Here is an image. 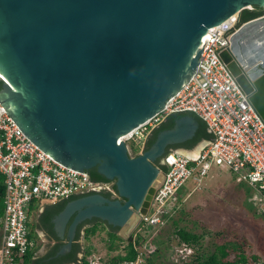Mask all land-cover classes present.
I'll return each mask as SVG.
<instances>
[{"label":"water","instance_id":"95a60500","mask_svg":"<svg viewBox=\"0 0 264 264\" xmlns=\"http://www.w3.org/2000/svg\"><path fill=\"white\" fill-rule=\"evenodd\" d=\"M264 0H0V105L54 161L79 173L99 165L115 180L121 204L93 194L72 200L52 220L62 239L74 215L133 232L164 180L154 161L190 139L193 115L177 118L144 153L130 157L117 140L164 108L191 78L201 38ZM264 121V15L244 22L221 55ZM197 148H202L200 143Z\"/></svg>","mask_w":264,"mask_h":264},{"label":"built area","instance_id":"2783aa9c","mask_svg":"<svg viewBox=\"0 0 264 264\" xmlns=\"http://www.w3.org/2000/svg\"><path fill=\"white\" fill-rule=\"evenodd\" d=\"M239 15L240 12L208 29L200 42L203 44L207 39V43L189 81L165 102L163 109L117 140V144L126 145L129 156L133 157L143 152L148 135L166 118L182 113L201 120L211 137L194 157L176 152L165 154L164 180L147 213L141 216L140 224L164 223L180 209L181 197L189 185L198 188L223 170L231 173L237 185L250 188L253 208L264 218V121L221 57L229 49L231 35L243 24ZM129 142L132 147L127 145ZM0 174L5 187L0 219V264H15L16 258L23 257L33 245L28 238L27 210L31 202L56 203L102 189L110 191L111 187L91 180L87 172L79 173L51 159L19 130L1 105ZM100 233L103 234L102 230L85 238L88 242L85 247L90 248L85 258L88 264H145L140 248L134 243L136 234L132 241L134 260L115 262V256L104 260L93 241ZM148 248L145 250L150 253L151 247Z\"/></svg>","mask_w":264,"mask_h":264},{"label":"rangeland","instance_id":"374dc122","mask_svg":"<svg viewBox=\"0 0 264 264\" xmlns=\"http://www.w3.org/2000/svg\"><path fill=\"white\" fill-rule=\"evenodd\" d=\"M127 145L132 147L133 144ZM246 190L244 185L234 182L227 170L218 171L198 188L189 185L181 197L180 209L164 223L140 224L134 230L136 235L145 233L139 246L145 264H196V258L216 252L222 244L229 248V256L224 262L233 263L237 254L235 247L240 242H243L248 264H264V218L254 210ZM181 229L199 235V243L189 245L180 241L177 231ZM98 237L93 241L98 244L97 252L104 260L124 253L121 246L125 243L115 242V249L109 250L105 233ZM86 242L82 239L84 246H87ZM148 247H151L150 253L146 251ZM252 256L257 257L256 262Z\"/></svg>","mask_w":264,"mask_h":264},{"label":"trees","instance_id":"16d2710c","mask_svg":"<svg viewBox=\"0 0 264 264\" xmlns=\"http://www.w3.org/2000/svg\"><path fill=\"white\" fill-rule=\"evenodd\" d=\"M262 12H264V8L261 9ZM260 12L258 14L255 13V7H252L251 10H243L240 12L239 15V20L240 22H246L248 21L250 18L255 17V16H259L262 15L263 13ZM2 86V82L0 81V91H1V87ZM187 113H182V114H173L171 116H169L168 118V123L167 124H163L162 126H160L159 130H163V129H171L174 121L177 118L182 117L183 115H186ZM200 122V126L198 131L196 132L195 136L193 137L192 140H190L185 146L187 148H192L194 147L197 143H199L202 140H210V134L207 132L206 126L205 124L199 120ZM158 131V130H157ZM156 131V132H157ZM154 142V139L151 140L146 148L151 147V144ZM90 176L91 180L94 181H106V179L102 176H100L97 173H92V172H87ZM239 185H244V184H239ZM246 187V193L251 195V190L248 186L244 185ZM4 194H5V187H4V177L0 174V219L3 215V211H4ZM72 198V197H70ZM34 203L31 202L28 205V216H29V206ZM254 210H256L254 208ZM257 211V210H256ZM29 226V225H28ZM99 230V228L97 226H94L92 228H89L88 230H86L85 232V238H88L89 236L95 235L96 232ZM177 236L179 237L180 241L184 242L185 244H198L199 240H200V236L196 235L194 233L191 232H187L183 229L178 230L177 231ZM28 238L30 240H32L33 245L28 249V251L26 252V254L23 257H17L15 260V264H31L32 263V258L34 256V254L38 251L39 247V242H37L36 240L33 239L32 235H31V231H29L28 234ZM109 246L108 249L109 250H114L115 249V242H120V243H124V240H122L120 237H118L115 233H111L109 234ZM145 239V233L144 234H140L137 235L135 237L134 243L139 247L141 245V242H143V240ZM234 246V245H233ZM124 247V254H118L114 257V261L115 262H123V261H131L135 259V251L133 249V244L131 243H127V245H123ZM237 249V254H236V260L233 263H228V262H224L225 260H227L228 256H229V248L227 245H220L218 246V248L216 249V252H212L209 255L205 256V257H198L196 258V264H248V258L246 257L244 251H243V242H240L236 245L235 247ZM80 249V248H79ZM90 253V248L89 247H85L83 246V257L81 259V263L80 264H88L86 261V256ZM252 259L254 262H256L257 257L256 256H252ZM37 264H65V263H76V257H75V253L71 252L69 255L62 257V258H58L57 260L52 261L51 263H45L42 261H37ZM40 262V263H39Z\"/></svg>","mask_w":264,"mask_h":264},{"label":"crops","instance_id":"0c3cea01","mask_svg":"<svg viewBox=\"0 0 264 264\" xmlns=\"http://www.w3.org/2000/svg\"><path fill=\"white\" fill-rule=\"evenodd\" d=\"M186 115H193V114H186ZM186 115H183V116H186ZM168 118H166L157 128H159L163 124H166V122L168 121ZM195 118L199 122V119L197 117ZM199 126H200V122L198 123L197 129L195 130L193 136L190 139H186L170 147H172V149L176 151L189 150L188 152H186V156L188 157H194L197 154H199L202 148L208 143V140H202L192 148H187L185 146L195 136L196 132L199 129ZM200 143H202V148L198 149L197 146ZM78 196L79 195L73 196L72 198H69V199L59 200L56 203H50L47 201L34 202L29 206V212H30L29 213V231H31V233L35 236V240L42 245L40 249L34 254L32 258L33 261L31 264H37L38 263L37 261L45 262L48 256V254L44 253L46 246H50L53 244H56V246H59V245L61 246L69 242V236H67V234H68L69 227L72 224L74 215L70 216L65 222L63 230H62V239L60 238V236L56 235L55 229H54L55 222H52V220H55V218L63 211L66 204H68L72 200H76L77 198L80 199ZM78 225L79 224H77L76 228H74L73 230V236H72V239L70 240L71 244L76 239Z\"/></svg>","mask_w":264,"mask_h":264},{"label":"flooded vegetation","instance_id":"af4514ba","mask_svg":"<svg viewBox=\"0 0 264 264\" xmlns=\"http://www.w3.org/2000/svg\"><path fill=\"white\" fill-rule=\"evenodd\" d=\"M262 8H256L255 7V13L258 14L261 11ZM263 14L262 15H259V16H255V17H252L250 18L249 20H252V19H255V18H258L260 16H263L264 15V12H262ZM168 123V121L166 122V124ZM160 128V127H159ZM159 128H156L154 129L147 137L146 139V142H145V145H144V149H143V153L149 149V148H146L147 144L154 139V141L156 140V137L157 135L161 132V131H165L167 129H163V130H159ZM158 130V131H157ZM157 131V132H156ZM193 139V138H192ZM191 139V140H192ZM154 143V142H153ZM152 143V144H153ZM151 144V145H152ZM169 149H172V147H168L166 150H169ZM163 155L158 157L155 161H154V164L156 166H158L160 169H162V171L164 170L163 169ZM98 167L99 165H95L93 168L89 169V171H85V172H92V173H97L98 174ZM101 182H104V183H108V184H111V187H110V191H107L106 189H102L100 190L99 192L97 193H94V194H98V195H102L110 200H113V201H118L120 202L121 204H123L125 202V199L123 197H121L117 190H116V187H115V180H107L106 181H101ZM89 195H93L92 193H89V194H84V195H79L78 197L79 198H82V197H85V196H89ZM78 199V198H77ZM140 225V223L138 224V226ZM94 226H97L99 228V230H102L103 233H105L106 235V240L107 242H109V234L111 233H115L116 235L118 234V231L119 229L113 225H110L106 222H101L99 219L97 218H90V219H87V220H84L82 221L81 223H79L78 227H77V235H76V239L74 242H72L71 246H70V249L69 250H66L63 254H59L57 255L60 250L62 249V247L64 245H59V246H56V244H53V245H50V246H46L45 248V254H48L47 256V259L45 260V263H51L52 261L54 260H57L58 258H62V257H65L67 255H69L71 252L75 253V257H76V263H73V264H80L81 262V259L83 257V245H82V239L84 240L85 239V232L86 230H88L89 228H92ZM136 226V227H138ZM136 229V228H135ZM118 236V235H117ZM123 240V239H122ZM124 243L125 245H127V243H129L127 240H124ZM109 245V244H108ZM80 248V249H79ZM65 264H72V263H65Z\"/></svg>","mask_w":264,"mask_h":264},{"label":"clouds","instance_id":"9594fccd","mask_svg":"<svg viewBox=\"0 0 264 264\" xmlns=\"http://www.w3.org/2000/svg\"><path fill=\"white\" fill-rule=\"evenodd\" d=\"M242 23H244V22H242ZM2 82V81H1ZM187 114H190V113H187ZM171 152V151H170ZM168 153V152H167ZM165 156V155H164ZM84 246V245H83Z\"/></svg>","mask_w":264,"mask_h":264},{"label":"bare ground","instance_id":"6f19581e","mask_svg":"<svg viewBox=\"0 0 264 264\" xmlns=\"http://www.w3.org/2000/svg\"><path fill=\"white\" fill-rule=\"evenodd\" d=\"M196 152V151H195Z\"/></svg>","mask_w":264,"mask_h":264}]
</instances>
